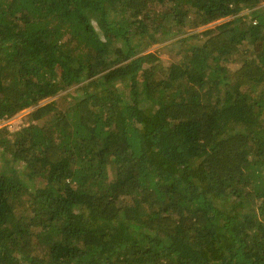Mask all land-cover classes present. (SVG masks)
<instances>
[{
    "label": "trees",
    "instance_id": "1",
    "mask_svg": "<svg viewBox=\"0 0 264 264\" xmlns=\"http://www.w3.org/2000/svg\"><path fill=\"white\" fill-rule=\"evenodd\" d=\"M263 2L0 0V264H264Z\"/></svg>",
    "mask_w": 264,
    "mask_h": 264
},
{
    "label": "rangeland",
    "instance_id": "2",
    "mask_svg": "<svg viewBox=\"0 0 264 264\" xmlns=\"http://www.w3.org/2000/svg\"><path fill=\"white\" fill-rule=\"evenodd\" d=\"M263 6H264V2L262 3L261 7H263ZM249 13H251L249 10H244L240 13V15H245V14H249ZM232 19H233V17L225 18V19L220 20L214 24H210L207 27L200 28L198 31L199 32H206L209 29H214L217 25L229 22ZM170 43H171V41L166 42V43H162L159 45H155L149 50L148 53H156L160 59H164L166 61H174L175 58H173V55L171 54L170 47L168 46V44H170ZM50 100L44 101V102H42V104H45V103L49 102ZM30 112H31V109H28V110H25V111L17 114L16 116H14L13 118H11L9 120H5V121L0 122V129L1 128H7L9 132H14L16 130H19L23 126V124H22L23 118L26 115H28Z\"/></svg>",
    "mask_w": 264,
    "mask_h": 264
}]
</instances>
